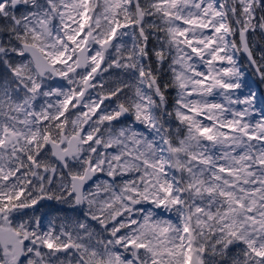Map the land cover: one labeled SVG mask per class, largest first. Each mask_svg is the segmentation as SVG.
<instances>
[{"label": "rangeland", "instance_id": "rangeland-1", "mask_svg": "<svg viewBox=\"0 0 264 264\" xmlns=\"http://www.w3.org/2000/svg\"><path fill=\"white\" fill-rule=\"evenodd\" d=\"M22 1L2 0L0 8L9 11L12 7L14 10L21 6ZM128 1L49 0L46 5L36 7V16L27 19L30 40L57 65L64 75V81L61 86L50 87L46 81L34 79L26 62L16 64L14 77L21 85L15 93L17 95L20 89L15 106L17 121L22 120L24 125H30L33 119L37 120L40 112L48 119H54L56 114L61 117L71 106L72 91H79L97 65L99 45L110 38L116 29H119L118 41L109 54L100 86L108 84L110 72L115 69L113 67L122 61L125 69L133 70L134 76L140 79V61L131 39V27L125 23ZM262 1H141L147 15L149 36L159 42L168 55H172L176 64L173 69L178 90L177 103L181 111L179 120L187 119L185 123H189L193 131L174 150L176 159L171 158V165L173 158L179 162H183L180 160L184 158V177L189 180L186 189H195L196 202L190 210L191 227H187L185 233L183 214L174 213L179 196L177 185L169 174L168 159L159 151L155 142L157 138L151 137L154 117L150 109L156 96L142 85L137 87L138 101L135 102L131 119L139 124V128L135 127L129 133L130 140L126 142L131 144L132 149L124 155L122 164L131 163L141 167L142 160L137 153L143 140L139 134H147L148 141L151 144L155 142L154 158L148 157L152 165L148 176L156 180L153 189H145L142 202L147 219L145 227L153 237L152 247L157 264H189L193 248L197 249V257L204 264L208 241L205 239L216 231L217 226L219 232L228 238L229 244L240 240L247 243L250 253L248 264H264V98L259 95L257 86H252L251 80H247L250 78L249 69L244 68L245 58L241 54L240 43L236 41L238 30L246 31L250 47L263 70L264 41L259 31L264 19L259 22V15L255 12L257 8H263ZM150 7L160 17L159 24L164 30V36L160 39L151 32L157 23L152 20L155 14H151ZM41 20L47 24L48 36L43 35ZM85 25L95 32V40L91 44V68L88 72H77L75 51L87 36ZM3 95L7 96L8 92H1L0 96ZM92 95L86 107L97 115L100 97L97 92ZM32 110L39 112L34 114ZM100 112L99 116L104 122L110 118L106 108ZM85 119L83 111L73 118V122L78 125ZM97 157L104 160L102 171L107 173L110 161L113 166L114 157L109 154ZM120 161L115 159L116 165ZM170 200L171 204L168 205ZM216 209L221 214L217 224L213 218L217 214ZM188 234L193 239L191 245ZM200 236L202 240H199Z\"/></svg>", "mask_w": 264, "mask_h": 264}, {"label": "flooded vegetation", "instance_id": "flooded-vegetation-1", "mask_svg": "<svg viewBox=\"0 0 264 264\" xmlns=\"http://www.w3.org/2000/svg\"><path fill=\"white\" fill-rule=\"evenodd\" d=\"M4 57L0 51V59ZM14 58L17 56L9 50L8 78L2 81L7 86L0 84V93L8 92L0 96V229L11 232L6 249L0 243V264H157L142 202L145 189H153L156 178H140L122 163L116 166L118 173L112 174L111 163L105 173L104 160L96 156L100 144L95 139L103 129L97 124L102 120L100 110L106 108L112 119L125 106L129 113L121 122L127 129L134 122L135 101L120 91L110 95L113 100L100 107L97 115L87 108L85 114L88 111L97 123L85 129L77 153L59 162L53 158L49 140L62 143L65 150L70 137L79 133L80 124L76 125L73 118L80 110L74 111L72 100L61 117L57 114L50 121L42 120L41 114L40 123L33 119L30 125L17 121ZM101 78L93 94H102ZM40 81L50 87L63 85L53 82L49 75ZM129 82L137 88L140 79L131 77ZM87 167L95 171V179L81 195V191L73 190V179L82 177ZM18 252L22 257L17 260Z\"/></svg>", "mask_w": 264, "mask_h": 264}, {"label": "trees", "instance_id": "trees-1", "mask_svg": "<svg viewBox=\"0 0 264 264\" xmlns=\"http://www.w3.org/2000/svg\"><path fill=\"white\" fill-rule=\"evenodd\" d=\"M1 1L2 0H0V2ZM141 1L144 3V0ZM22 4L14 10L11 7L9 11H4L0 8V51H3L4 53L7 47H13L15 53H18L21 43H32V40H30L31 38L28 34L29 28L27 26V19L31 20L33 17H35L36 7L46 3L42 0H33L30 2L22 1ZM150 9L151 14L152 12L155 14V17H153L152 20L153 22L157 23V27L151 32L152 35L157 36V38L160 39L164 36V30L161 29L159 24L160 17L154 8L150 7ZM261 9H264V6ZM261 9L257 8L255 11L257 15H259L257 19L259 22H262L264 19V10ZM125 17L128 23L136 22L135 10L131 2L129 3V10ZM259 32L263 39L261 31ZM134 34V49L137 52V56L139 57L141 77L145 85H150V76L155 78L157 89H159L161 96H164L163 108L157 116L161 117V112L163 114H167L171 124V130L168 131V139L173 147L178 149L181 146L183 138L188 134L193 133V131L189 127V123H185L187 119L186 121L179 120L181 111L179 110V104L177 103L178 90L177 82L175 80V71L173 69L174 66L176 67V64L173 61L172 55H168L167 52L162 49V46L158 45L159 42L153 40V38L150 36L148 37V48L146 52H144L141 46V41L137 34V27L135 28ZM16 55L18 56L19 54ZM7 70L8 68L6 64L0 59V82H2L4 78H8ZM114 71L118 72H114L112 75L113 77L123 78V75L125 74L123 72V68L119 67V70ZM128 77H132V74L128 75ZM112 92L113 90H110L108 93ZM123 92H126L128 97L133 100L134 93H131L129 90H123ZM170 124H162L165 132L170 128ZM170 132L172 138H170ZM180 165L183 172H185V167L183 166L182 162ZM186 185L187 184L181 186L179 193L181 194V202L188 204L189 201L194 197L193 193L195 192V189L191 194L187 191L189 193L187 196L186 189L184 187ZM215 212L217 214H215L213 218L214 223L217 224L218 218L221 217V214H219L218 209H216ZM205 240H208L205 251L206 264H248L250 262L249 246L247 243L240 240L239 238L240 241H232V243L229 244V241H227L228 238L226 236L224 237L223 232H219L218 226L216 231H212Z\"/></svg>", "mask_w": 264, "mask_h": 264}, {"label": "water", "instance_id": "water-1", "mask_svg": "<svg viewBox=\"0 0 264 264\" xmlns=\"http://www.w3.org/2000/svg\"><path fill=\"white\" fill-rule=\"evenodd\" d=\"M133 4H134L135 10H136V17H137V23H138V27H139V34H140L142 40L146 41L143 29H142V26H143L145 19H146V15L140 6L139 0H133ZM41 29L43 30L44 35H48V29H47L44 21H41ZM262 33L264 36V26L262 27ZM93 39H94L93 32L90 31L83 47H81L76 52V56H77L76 69L78 71H85L88 68L89 44ZM115 41H116V35H114L110 40L103 43V45L101 46L102 58H101L99 66L93 71L92 76L85 81L84 87H83L81 93L74 97L75 100L77 101L76 108L81 107L86 95L91 91V89H92L91 84H92L94 78H96L97 75L99 74V72L101 71L103 64L105 63V60H106L107 52L110 51L111 46L115 43ZM240 42H241L242 54L247 58V60L251 64V66L256 71L257 75L259 77H261V73L259 71V68H258L256 62H255L253 53L251 51V48L248 44L247 38L245 37V34L243 31H240ZM21 47H22L23 55L28 56L31 59V61L34 64L35 70L40 77H44L46 74H51L53 76L54 80H56V81H59L63 78L62 75L58 74V72L55 70L53 64H51V62L48 61V59L43 55V53L39 50V48L37 46H35L33 44L24 43L21 45ZM144 49H146V44L144 45ZM219 87L220 86H218V88ZM107 100H109V98H104L103 102H105ZM127 115H128L127 110L122 109L121 114L117 118V120H119L120 118H125ZM88 121H90V118L88 119ZM86 124L87 123H85L82 126V129L79 133V136H77V137L73 136L71 138V140L68 143L67 150L61 151L60 147L62 144L61 145L51 144V148L53 150L54 158H56L57 160L63 161L64 158L69 157V156H73L74 154L77 153L78 146L81 143V134H82L83 128L86 126ZM64 155H66V156L64 157ZM86 181L87 180H83V179L80 181L81 182V188L78 187V189H77L78 191L82 190L83 186L86 185V183H87ZM10 237H11L10 230L1 229V231H0V243L2 244L3 248H6L7 245L11 242V240H9ZM21 255H22V253H21ZM21 255H20V252L17 253V260L20 259ZM190 264H200L198 259H197L195 251L192 253Z\"/></svg>", "mask_w": 264, "mask_h": 264}, {"label": "bare ground", "instance_id": "bare-ground-1", "mask_svg": "<svg viewBox=\"0 0 264 264\" xmlns=\"http://www.w3.org/2000/svg\"><path fill=\"white\" fill-rule=\"evenodd\" d=\"M66 155H64V157H65Z\"/></svg>", "mask_w": 264, "mask_h": 264}]
</instances>
